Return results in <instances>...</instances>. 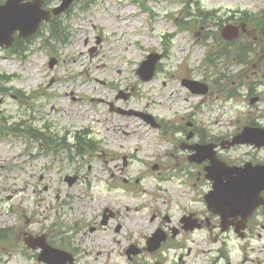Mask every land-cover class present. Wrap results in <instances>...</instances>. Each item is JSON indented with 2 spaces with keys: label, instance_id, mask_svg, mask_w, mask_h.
I'll return each mask as SVG.
<instances>
[{
  "label": "rangeland",
  "instance_id": "rangeland-1",
  "mask_svg": "<svg viewBox=\"0 0 264 264\" xmlns=\"http://www.w3.org/2000/svg\"><path fill=\"white\" fill-rule=\"evenodd\" d=\"M61 1L44 3L54 9ZM199 6L216 12L205 24L215 27L226 24L227 10L258 11L264 0H77L53 21L55 35L44 25L24 55L0 50V264H46L25 244L30 238L40 244L43 236L75 252V264H211L223 239L231 253L221 264H264L263 228L245 242L214 227L204 198L208 183L197 179L201 168L189 161L196 151L185 147L213 142L217 148L252 122L264 128V78L248 71L241 79L245 67L224 58L213 64L210 44L219 48L218 33L202 31ZM151 54L161 59L145 81L137 70ZM190 77L209 93L192 92L183 84ZM190 123L198 131L188 138L181 128ZM33 129L69 132L72 144L79 137L84 155L41 156ZM261 151L255 155L264 160ZM229 152L223 153H254L247 146ZM68 176L77 177L72 185ZM106 207L115 218L108 229L92 232ZM190 213L204 227L180 237L188 247L169 243L162 254L147 251L156 230L170 231Z\"/></svg>",
  "mask_w": 264,
  "mask_h": 264
},
{
  "label": "water",
  "instance_id": "water-1",
  "mask_svg": "<svg viewBox=\"0 0 264 264\" xmlns=\"http://www.w3.org/2000/svg\"><path fill=\"white\" fill-rule=\"evenodd\" d=\"M17 1L21 4L20 18L24 19L23 25H14V22H19V20L8 19L11 8L5 12H0V45L11 46L14 40L12 33L16 32V30H20L22 37L27 35L29 31L34 33L38 30L43 20H49L51 17V12L40 9L42 2L39 0L30 4H22L23 0ZM12 2L14 1H11L5 8L9 7ZM73 2L74 0H64L62 7L54 12L58 14L65 11ZM258 170V172H255L258 174L247 175L240 181L230 184L228 188L219 187L220 184L218 182L215 185V191L209 196L208 202L211 206L214 205L213 196L218 195L220 198V205L216 206L218 213L227 217L228 209L233 215L241 214L246 221L257 207L264 205L263 200L260 198V193L264 191V168ZM212 179L217 181L214 177ZM222 189L224 191L221 192ZM228 216L230 215L228 214Z\"/></svg>",
  "mask_w": 264,
  "mask_h": 264
},
{
  "label": "flooded vegetation",
  "instance_id": "flooded-vegetation-1",
  "mask_svg": "<svg viewBox=\"0 0 264 264\" xmlns=\"http://www.w3.org/2000/svg\"><path fill=\"white\" fill-rule=\"evenodd\" d=\"M244 12L241 11H237L234 12V14L227 20V23L231 24V25H235L238 26L240 25L244 20V16H243ZM223 27H221L222 30ZM216 30H220V28H217ZM221 30H220V35H219V31H218V35L219 37L216 35V42L219 46H221L222 48H220V50H228V49H235L236 47H241L244 45H249L252 41H259V37L257 35L256 30L253 31H248L246 33H240L239 38L236 41H227L226 39H224L222 37L221 34ZM197 131V130H196ZM194 133H191V136H193ZM37 137H39V147L42 148V154L41 156L44 157H53L54 154L57 155L58 151L57 148L55 147H59V141H61V145L64 146L67 149V154L66 156H68L69 158L72 157L73 155L70 153V151L72 150V146L70 145V141L68 140V135H66L65 137L60 138L59 136H53L51 134H49L47 137L44 134L38 133L36 135ZM81 144V143H80ZM77 153L81 152V148L79 146V148H77ZM221 159L226 162L227 164L231 165V166H238V167H243L245 165V163L250 162L253 164H259L257 162H252V161H248V160H239V159H233L231 157H221ZM42 178H44V176H40V180H42ZM43 190H48V187L45 186L43 188ZM107 215L109 216L108 219V223L105 225V227L103 228H108L112 219L115 218L116 216V212H114L113 210H104L103 212V217ZM238 220H233L231 221L232 225L237 224ZM210 223V222H209ZM258 227H261L264 229V209H260L257 211L256 214H254V216L248 221L247 223V231H246V236H245V241H249V240H253V238L255 237V232L258 229ZM121 228V225H119L116 228V231H119V229ZM96 228H94L92 231H95ZM230 233H235V227H232L228 230ZM184 233L182 232L180 234V236H183ZM259 235H261L259 233ZM169 240V239H168ZM228 257L224 258V256L222 255L221 258H219L214 264H221L222 261L225 262V260ZM230 264V263H229Z\"/></svg>",
  "mask_w": 264,
  "mask_h": 264
},
{
  "label": "bare ground",
  "instance_id": "bare-ground-1",
  "mask_svg": "<svg viewBox=\"0 0 264 264\" xmlns=\"http://www.w3.org/2000/svg\"><path fill=\"white\" fill-rule=\"evenodd\" d=\"M130 11H132V9H130ZM129 12V11H128ZM124 20H128V18H126V19H124ZM127 24H129V23H127ZM133 24H135V22L133 23ZM121 27H125V25L123 24V25H121ZM220 122H217V124H219Z\"/></svg>",
  "mask_w": 264,
  "mask_h": 264
}]
</instances>
